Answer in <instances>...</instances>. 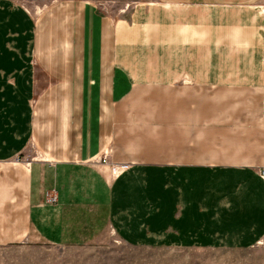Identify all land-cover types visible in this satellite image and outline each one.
Here are the masks:
<instances>
[{
  "label": "crops",
  "instance_id": "0c3cea01",
  "mask_svg": "<svg viewBox=\"0 0 264 264\" xmlns=\"http://www.w3.org/2000/svg\"><path fill=\"white\" fill-rule=\"evenodd\" d=\"M263 1L152 0L122 18L78 4L77 36L59 29L80 61L66 80L51 34L0 0V246H94L111 231L261 258ZM32 142L44 158L20 161Z\"/></svg>",
  "mask_w": 264,
  "mask_h": 264
},
{
  "label": "rangeland",
  "instance_id": "374dc122",
  "mask_svg": "<svg viewBox=\"0 0 264 264\" xmlns=\"http://www.w3.org/2000/svg\"><path fill=\"white\" fill-rule=\"evenodd\" d=\"M26 7L35 17L40 31L51 34L54 54L62 57L54 58L55 69H61L62 76L69 80L75 76L80 67L79 55L73 51H63L64 44L59 43L60 25L64 21L71 27L75 36L78 17L81 12L77 5L83 4L93 8L102 16L113 18L124 17L133 10L144 5H150L152 0H14ZM85 10H87L85 8ZM80 27V26H79ZM80 35V32L78 31ZM62 45V49H61ZM107 152H112V142L105 146L101 158ZM36 149L35 143H30L20 157V161L43 159ZM22 251L19 247L8 248L0 246V264H264V240L256 250L229 252L218 250H191L174 248H139L132 247L121 241L114 232H108L100 245L65 246V247H32Z\"/></svg>",
  "mask_w": 264,
  "mask_h": 264
},
{
  "label": "built area",
  "instance_id": "2783aa9c",
  "mask_svg": "<svg viewBox=\"0 0 264 264\" xmlns=\"http://www.w3.org/2000/svg\"><path fill=\"white\" fill-rule=\"evenodd\" d=\"M258 9L260 12V15L262 17V22H263V28H262V35H263V41H264V1L258 5ZM263 60H264V51H263ZM19 160V159H17ZM100 162L102 163H107L108 161V153L106 152L105 155H103L101 158H99ZM262 176L264 177V170L261 172ZM47 201L54 203L57 200V196L55 191H51V193L47 194Z\"/></svg>",
  "mask_w": 264,
  "mask_h": 264
}]
</instances>
